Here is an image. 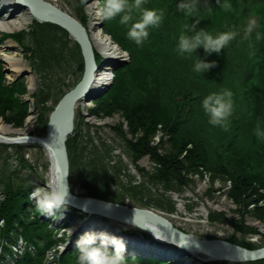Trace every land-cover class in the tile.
Instances as JSON below:
<instances>
[{
    "label": "trees",
    "instance_id": "obj_1",
    "mask_svg": "<svg viewBox=\"0 0 264 264\" xmlns=\"http://www.w3.org/2000/svg\"><path fill=\"white\" fill-rule=\"evenodd\" d=\"M164 1L147 0L146 6L159 7V3ZM229 2L232 4V9L226 12L219 8L217 0H201L200 7L203 8L199 10L197 18L191 17V20L196 21L200 16L207 15L206 10L210 8L208 20L211 31H236L244 10L242 9L240 13L239 7H241L242 0H229ZM259 2L264 7V0H259ZM247 4L248 1L245 7ZM81 10L82 8L79 9L81 14L78 20L86 25L87 17ZM262 15L259 40L250 37L248 42L243 39V45L242 42L233 43L235 46L233 53L243 50L246 59L240 61L241 65H236L233 73L234 79L236 76V80L241 79L236 81V85L231 89L236 92L234 103H239V106L245 105L252 112L254 123L252 146L243 154L228 149L224 154L219 153L216 162H212L209 144L206 141L195 140L185 130L192 122L191 118H185V107L190 105L191 115L195 113L198 102L196 100L201 95L204 97L210 93L212 82L217 77V71L219 72V69L214 71L210 69L208 80H204L202 84L199 81L202 74L196 73L193 68L198 58L207 60L206 54L201 51L203 47L193 53V60H188L187 53L181 56L177 52L181 32L185 26L191 25L188 22L189 17L180 12L179 17L174 19L168 28L159 30L157 43H149V40H152L150 35L143 46H137L127 38V27L119 24V17L104 22V31L110 34L123 50L129 52L130 62L115 71L112 85L95 101L94 107L88 111V114L98 118L113 117L116 114L124 117L128 122L131 135V139H126V144L133 155V161L136 162L141 157L149 155L157 167L154 173H146L148 180L144 183H130L134 185L124 186L123 191L126 194L142 200L147 192L146 182H161L168 189L174 186L187 187L193 182V178L189 175L200 174L201 176L207 169L212 175L211 182L216 178L229 179L231 182L228 196L238 205L241 217L238 222L234 223L236 229L257 232V229L244 225L242 220L245 214L251 213L264 222V138L256 135L258 125L264 128V13ZM31 28L27 31L22 29L13 33L5 32L0 40L4 41L8 38L15 40L22 47L24 58L45 80L51 75L53 67L63 64L68 67L75 65L74 72L81 79L84 72V58L80 45L69 32L59 25L39 22L36 19H33ZM185 34L191 35L192 33L185 32ZM28 36L31 37V41H28ZM95 58L97 63L102 60L97 52ZM164 61H168L170 72L173 74L172 83H164L158 73L160 72L159 66ZM244 66L249 69V72L246 77L243 74L240 77V70ZM44 85L31 95L35 108L39 110L36 120L39 127L34 129L32 134H37L40 128L46 130L50 117L48 115L50 109L44 105L50 98V88ZM27 93L28 86L25 77L8 82L3 61L0 58V116L8 124H14L16 127L25 125L30 114V102L25 98ZM134 103L137 104L133 105ZM114 126L124 131L121 122ZM234 129H236L235 125L231 127L230 132L233 133ZM76 132L78 134L73 136L72 132L67 139L70 176L74 173L80 176L84 185L87 188L90 187L91 196L115 201L118 198L117 194L111 192L110 176L106 175L108 171H103L100 166L99 154L96 159L86 164L83 156L85 148L81 146L79 127ZM232 133L227 135V144L234 148L237 143V134L235 132L231 136ZM158 135H160L159 141L154 143ZM224 139L225 137L220 142L224 143ZM0 146L5 149L10 146L20 148L17 144L4 143ZM31 146L43 150L40 145ZM111 149L108 146L106 150L111 151ZM220 151L222 150L217 152ZM185 152L186 155H184ZM18 165L23 169L28 168L24 155H19ZM20 167L8 173L2 170L0 173V185L4 190V199L0 202V219L5 221V225L0 226V237L9 242L7 246H13L18 242L17 240L23 238L28 246L35 249L36 256L27 249L24 256L15 264H46L45 254L51 249H53L54 259L58 260L56 264H77L76 246L62 253L57 246L63 244L65 239L56 237L53 229L49 228L48 221L41 219V213L34 209L35 204L28 199L34 188L40 186L38 180L42 183L46 180L37 178L30 184L24 179L17 182L16 174L22 171ZM45 168L49 170V165L46 164ZM99 170L100 175L97 176ZM140 172L145 175L144 171ZM251 204L254 205L252 208H250ZM62 212L64 210L57 213ZM76 212L75 208L69 211L70 214ZM220 217L224 215L220 214ZM212 218L215 217L212 216ZM126 233L132 235L136 231ZM143 235L147 238L145 233ZM227 240L250 249L258 247L246 241H240L233 235ZM7 246L4 248L6 253L10 250ZM126 262L127 264H186V259L169 260L155 255L149 257L132 255L126 256ZM200 264H264V259L242 263L211 261Z\"/></svg>",
    "mask_w": 264,
    "mask_h": 264
},
{
    "label": "rangeland",
    "instance_id": "obj_2",
    "mask_svg": "<svg viewBox=\"0 0 264 264\" xmlns=\"http://www.w3.org/2000/svg\"><path fill=\"white\" fill-rule=\"evenodd\" d=\"M48 1L56 4L58 7L67 11L77 19L78 17H80L81 13L79 9L81 8V11H83V13H85V16H87L85 10V7H87V3H83L82 0ZM247 1L248 4L247 7H245ZM247 1L242 0L241 7H239L240 13L242 9H244L241 15V20L236 30V32H238L239 34L225 48L226 50L222 49L219 54L212 53L211 55H208L205 53L204 48H202V50L199 49L206 54L207 60H202L206 62H216V66L212 68V71L219 69V72L217 71V77L212 82L211 88L209 87L210 93L219 92L220 90L226 88L233 93V101L236 100V92H234V89L232 90L231 87L236 85V81H239L241 79L239 78L236 80L237 76L234 79L233 73L236 69V65H241L240 61L246 59L244 57L245 53H243V50L233 53V49L235 47L233 46V43L242 42L243 45L242 36L244 34V28L249 18H255L257 22V26L254 29L251 37L256 38V34L260 33V30L262 28V14L264 13V7H262L259 0ZM180 2L181 0H165L163 3H159V7H155L156 9L163 10L164 19L159 28L149 30L152 37V40H149V43H157L159 41V37L157 36L159 30L168 28L171 25V22L179 17L180 11H178L177 5ZM91 3L92 2L89 3V6L91 5ZM202 8L203 7H200V9ZM27 12L28 11L26 10L21 11L20 13L15 14V16H12L11 9H9L8 7V9H5L2 11V13H0V17L9 15L14 19L19 15H26ZM206 13L207 15H202L198 18L200 22L197 25V30L207 29L209 32L215 35L220 31L214 30L215 32H213L210 30L211 28L209 26L208 20V18L210 17V10H206ZM188 22L190 24L195 23V21L191 20V17H189ZM32 24L33 20L31 19L28 24L22 26L19 29L0 30V37L5 32L13 33L18 32L22 29H25L26 31L31 30ZM103 32L106 33L104 30ZM107 34L108 33L104 35L110 38L111 35ZM28 41H31L30 36H28ZM246 41L248 42V40ZM11 42L13 41L9 39H6L4 41L0 40V58L3 61L4 68L8 70V72L6 73V77L8 79L14 80L19 73L17 74L15 72H12V69L9 67L5 59V54L22 58L23 62L27 64V68L22 72L28 71V74L24 77L28 86L29 93L26 94L25 97L29 99L30 102H33L34 100L33 98L30 99V96L45 84L44 87L50 88V98L46 103H44V105L49 107L50 110H48V115H50L63 94L72 89L77 81L80 80L79 75L74 72L75 65H70L68 67L63 64L59 67H53L51 75L47 80H45L40 75V73L33 70L29 61L24 59V52L22 48L18 47L14 42V44H11ZM70 45H72V43H70ZM238 48L241 49L240 46H238ZM95 50L96 52L101 54V52H99L97 49ZM126 53L129 54V52ZM193 56V53L191 55H188V60H193ZM159 68L160 72L158 73L160 74L162 81L164 83H172L174 78L172 72H170L168 61H164V63H161ZM246 69V66L241 68L242 73L240 70V77L242 74L244 75V77L247 76L249 69ZM208 76V71L200 75V83L203 84L204 80L207 81ZM204 97L201 95L199 99L196 100L198 102L196 104V111L194 114L191 115L192 107L190 105H187L185 107V118L192 119V122L189 123L188 127L185 130L189 134H191L195 140L206 141L209 144L212 152V162L217 161L219 153L224 154L228 149L238 152V154H243L244 152L249 151L250 147L252 146L251 139L254 127L251 110L247 106H239V103L235 102L234 112L232 117L230 118L228 130L225 131L224 129L215 127L208 122V117L206 116L202 108V99ZM95 101H90L88 103H85V105L81 102L78 103L76 108L73 136L78 134L76 131L79 127L81 135V146L85 148V152L83 154L85 163H90V161L92 159H96L99 154L98 159L100 160V166L102 167L103 171H108V174L106 175L110 176L109 185L111 186V192L117 194L118 198H116L115 201L109 199L102 200L121 205H128L129 207L149 210L152 209L157 212L163 213L164 215L169 217L176 225H178L179 228H181L183 231H186V233L198 238H219L227 240L233 235L240 241H246L247 243L258 246L257 248H259L260 246H264V222L254 217L251 213H247L244 215L242 220L244 222V225L248 226L249 228L257 229V232H245L242 230H237L234 223L238 222L241 217L238 205L230 196H228V191L231 189V182L229 179L222 178H216L213 182H211L212 175L207 169L202 174L203 176H200V174L189 175L190 178H193V182L187 187L178 188L174 186L173 188L168 189L163 186L161 182H146L145 188L147 192L146 196L142 197V200L136 199L135 197L126 194L123 191L124 186L126 187L134 185L135 183H144L146 180H148V176L146 175V173H154L157 167L155 165V162L150 159L149 155L141 157L136 162L133 161V155L126 144V139H131V135L128 122L124 117H121L118 114L109 118H98L93 115H87L88 111L94 106ZM136 104L137 103H134L133 105ZM250 108L252 109V105L250 106ZM35 110L37 111V113H35L36 111H34V113L28 117L25 125H23L22 127H16L14 124H11L13 125V128L17 130L22 129L23 131H25V133L32 134V131L39 127L38 123L35 120L36 117L39 116V110L36 108ZM118 122H121L124 131L115 128L114 125H116V123ZM233 125L236 126V129H234L232 133L230 132V129ZM37 131L38 133L36 135L45 136L46 134V130H44V128H40ZM235 132L237 134V143L234 148H231V146L229 147V145L227 144V135L232 133V136L233 134H235ZM159 136L160 135L155 137L154 143H157L159 141ZM223 137H225L224 143H221L220 141ZM0 144L4 143L0 142ZM17 145H19L20 148L10 146L5 149L0 146V173L2 172V170H5L6 173H8L11 172L12 169L19 168V155H24L28 162V168L23 169L20 167L22 171L16 174L17 182H19L20 179H24L25 182L30 184L33 181L37 180V178L45 179L47 182L48 169L45 168L46 164L49 165V158L47 153L38 147L31 146L34 145L31 143H19ZM108 146L112 148L111 151L106 150ZM218 150L222 151L217 152ZM186 154L187 153L185 152L184 155ZM138 167H140V169H138ZM139 170L144 171L145 175ZM99 175L100 170L98 171L97 176ZM25 176H27V178ZM69 183L72 191L79 193L81 196L93 197L90 195V187L87 188L80 179V176L78 177L77 174H71V176L69 177ZM38 184H41L40 180H38ZM108 187L109 186L107 185V188ZM210 189H212V191H209ZM253 206L254 205L251 204L250 208H252ZM70 209V206H67V208L64 210L67 216L66 222L70 225L69 228H67V230L65 231L66 234L64 237L66 238L67 242L72 241V243H76V237L80 238L78 233L79 231L76 230V221H80L81 219L88 220L92 216H88L82 211H77L74 214H70ZM220 214H223L224 217H220ZM57 216L58 215H55V217ZM212 216L219 219H213ZM99 218L100 219H98V223L116 225L117 227H120L125 234H127L126 232L134 230L136 231V233L140 232L139 229L129 224L122 223L107 217ZM56 223L61 224V220H56ZM89 224L95 225L93 223ZM99 230H102L101 227H95L93 232L99 233ZM101 232L110 233L109 231ZM145 234L147 238L152 239V236L150 234ZM67 242L64 245L58 246V248L61 249L62 252H65L67 250L65 249ZM169 245L170 244H168V246ZM171 246L174 253L168 254V252V255H174L175 257L186 259L188 264L202 263L198 260L192 259V257L182 255L184 250L181 247H178L177 245ZM198 255L201 258H205V256L201 253H199ZM45 256L47 259L46 264L58 263V260L54 259L53 252H48L47 254H45Z\"/></svg>",
    "mask_w": 264,
    "mask_h": 264
},
{
    "label": "water",
    "instance_id": "obj_3",
    "mask_svg": "<svg viewBox=\"0 0 264 264\" xmlns=\"http://www.w3.org/2000/svg\"><path fill=\"white\" fill-rule=\"evenodd\" d=\"M6 6L5 8L9 7L11 9L12 16L26 10L32 18L39 22L53 23L67 30L81 47L84 58V72L81 80L62 96L51 112L45 136L36 134L4 135L0 133V142L7 144L30 142L40 145L47 151L54 168V180L65 178L68 184V206L92 216L88 220L82 219L83 223H87L89 226V221L93 218H96L98 222L99 217H107L139 229L140 232H137V234L129 235L125 234L116 225L103 223V227L111 229L110 234L123 238L127 245V251H149L155 247H161L162 250L173 252L171 245H177L184 250L182 255L192 257L200 262L228 261L242 263L264 259V246L250 249L224 239L198 238L180 230L168 219L151 210L75 195L69 183L70 161L67 139L75 127L76 106L79 102L85 105L87 102L95 101L107 91L110 86L101 87L97 85V76L107 65L112 64L113 68L117 70L126 64L108 59H103L100 63H97L95 59L96 51L85 26L77 18L51 1L7 0ZM17 46L19 45L17 44ZM4 71L8 72L7 69H4ZM27 74L28 71L19 73L16 79H20ZM9 126L13 127L11 124ZM45 184L41 182V185L45 186ZM142 231L150 234L152 239L145 238ZM168 244H170V247ZM70 248L71 246H68L65 252H68ZM199 253L203 254L205 258L199 257Z\"/></svg>",
    "mask_w": 264,
    "mask_h": 264
},
{
    "label": "clouds",
    "instance_id": "obj_4",
    "mask_svg": "<svg viewBox=\"0 0 264 264\" xmlns=\"http://www.w3.org/2000/svg\"><path fill=\"white\" fill-rule=\"evenodd\" d=\"M82 2L87 3V0ZM200 2L201 0H181L177 8L185 16L197 18ZM146 4L147 0H92L90 7L94 8L95 16L100 22L112 21L119 17V24L127 27V38L137 46H143L150 36L149 30L159 28L164 19L163 10L148 7ZM217 4L226 12L232 9L229 0L222 2L217 0ZM199 22V19H196L195 23L185 26L181 32L176 49L181 56L185 53L188 55L196 53L200 47H203L208 55L219 54L239 34L227 30L214 35L207 29L197 30ZM256 26V19L249 18L244 28V40L250 39ZM185 32L192 34L187 35ZM260 38V34L257 33L256 39ZM215 66V61L206 62L198 58L193 71L203 74ZM202 108L211 125L227 131L234 112L233 93L226 88L219 92H211L202 99ZM256 135L264 138V128L258 125ZM28 199L35 202L34 209L42 216H55L58 211L65 210L69 203L66 179L57 178L45 186H36ZM75 246L78 251L77 264H127L125 256L127 245L122 237L107 232H89L81 235Z\"/></svg>",
    "mask_w": 264,
    "mask_h": 264
},
{
    "label": "bare ground",
    "instance_id": "obj_5",
    "mask_svg": "<svg viewBox=\"0 0 264 264\" xmlns=\"http://www.w3.org/2000/svg\"><path fill=\"white\" fill-rule=\"evenodd\" d=\"M6 3H7V0H1L0 9L2 7H5ZM31 19H32V17L30 15V13H28V12L26 13V15H19V16L15 17L14 19L12 18V16H9V15L0 17V30H14V29L16 30V29H19L22 26L28 24ZM85 28L88 31L89 38L91 39L93 46H95L96 49L99 52H101L102 55H104L110 59H120V60H123L127 56L118 47V45H116L114 42H112V40L110 38H108L106 35H104L100 31L96 22H95V24L91 23L88 26V28L85 26ZM11 44H14V43L11 42ZM5 59L9 65V67L12 69V72H15L18 74L27 68V64L24 63L23 59L18 57V56H11L9 54H5ZM110 77H111V72L109 70L103 71L97 77V85L102 86V85L108 83L110 80ZM0 133L4 134V135H17V134L24 135V134H27L22 129H19V130L13 129V127L9 126V124L1 116H0ZM25 143H30V142H25ZM46 153H47L48 158H49V153L47 151H46ZM53 173H54L53 164H52V162L50 163V159H49V170H48L47 183H49L51 181H55ZM72 192L77 196H81L77 192H74V191H72ZM126 206H128V205H126ZM151 211H153L156 214L168 219L175 227L179 228L178 225H176L169 217H167L163 213L157 212V211L152 210V209H151ZM89 223H93V224L97 225L98 227H101V229L104 231H110L111 232V229L103 227V224L98 223L96 221V218H93V220H90ZM179 229L182 230L181 228H179ZM184 232H186V231H184Z\"/></svg>",
    "mask_w": 264,
    "mask_h": 264
},
{
    "label": "built area",
    "instance_id": "obj_6",
    "mask_svg": "<svg viewBox=\"0 0 264 264\" xmlns=\"http://www.w3.org/2000/svg\"><path fill=\"white\" fill-rule=\"evenodd\" d=\"M90 2H92V0H87V7H85L86 13H87L88 18H89V23H90V24H91V23H94V24H95V22H96V23H97V26H99L102 22H100V21L96 18L94 8H92V7L89 6V3H90ZM125 55H127V54H125ZM125 59H128V55H127L123 60H125ZM112 78H113V74H111L110 79H112ZM2 199H3V193H2V191H1V189H0V200H2ZM0 224H1V226H3V225H4V221L2 220V221L0 222ZM21 243H23V242L21 241ZM2 248H3V243H0V255H1V253H2ZM10 261H11V260H10L9 258H6V263H7V264H9Z\"/></svg>",
    "mask_w": 264,
    "mask_h": 264
}]
</instances>
